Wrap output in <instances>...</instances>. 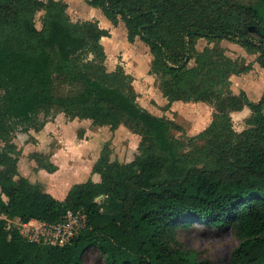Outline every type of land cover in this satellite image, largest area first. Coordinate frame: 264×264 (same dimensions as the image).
Segmentation results:
<instances>
[{"label": "trees", "instance_id": "16d2710c", "mask_svg": "<svg viewBox=\"0 0 264 264\" xmlns=\"http://www.w3.org/2000/svg\"><path fill=\"white\" fill-rule=\"evenodd\" d=\"M84 1L114 27L122 21L129 44L137 39L149 48V73L158 77L168 104H208L212 120L190 139L201 142L197 152H183L182 141L171 134L180 127L142 108L115 84L126 74L79 62L84 52L105 57L100 40L109 32L97 21H70L60 0H0L4 138L9 122L38 131L45 123L36 124L35 117L52 111L110 130L123 125L141 137L138 154L125 164L111 161L104 146L91 170L100 181L74 184L63 200L18 173L14 145L0 147V213L54 223L68 211H82L87 219L86 228L62 247L29 243L0 219V264H85L84 253L93 247L104 264H207L177 241L178 229L193 223L234 232L238 245L227 264H264V91L257 102L243 91L233 93L230 78L251 65L238 67L218 48L196 49L199 39L228 40L257 52L264 67V0ZM38 10L45 11L41 30L33 24ZM54 74L67 75L82 90L56 97ZM244 108L250 110L249 128L236 132L231 114ZM77 135L82 138V131ZM29 157L49 173L57 170L41 153Z\"/></svg>", "mask_w": 264, "mask_h": 264}, {"label": "rangeland", "instance_id": "374dc122", "mask_svg": "<svg viewBox=\"0 0 264 264\" xmlns=\"http://www.w3.org/2000/svg\"><path fill=\"white\" fill-rule=\"evenodd\" d=\"M42 1L48 3L50 0ZM60 1L66 3V14L70 21L74 23L97 21L100 28L109 32L107 38L100 40L105 53L104 59H98L92 53L84 52L80 54L79 62L94 61L107 73L120 69L128 76V79L125 78L120 81L117 78L115 84L132 96L142 108L155 116L176 123L180 130H172V136L182 141L183 152L196 153L197 151L193 152L195 145H201V142L190 141V139L210 124L214 109L205 103L199 104L200 106L188 105L183 102L177 106H173L172 103L167 104L159 90L158 77L149 73L152 61L149 48L137 39L133 44H129L122 21H119L116 27L110 23L106 24V19L101 10L89 6L84 0ZM254 2L256 0H229L232 5ZM44 17V10L36 11L33 16V24L36 29L41 30ZM204 48L220 49L226 57L239 63L238 67L240 68L248 64L251 65L249 72L230 78L231 90L235 94L244 91L248 98L252 97L256 98V101L258 100L259 94L262 90L264 91V67L257 63V52L248 51L228 40H197L196 49L200 52ZM193 65L194 62L192 61L190 66ZM81 90V84L73 82L67 75H53V93L56 97L72 96ZM0 95H2L1 91ZM249 116L250 114L247 116L246 112L231 114L233 129L240 132L249 128L246 122ZM35 121L36 124L44 122L45 125L36 131L25 124L9 122L6 127L8 137L4 138L3 134L0 133V147L6 146V143L16 147L17 154L15 157L18 173L26 177L32 184L40 181L51 188L60 177L69 173L68 167L75 165L80 168L82 174L77 176L75 173L74 175L77 176L73 178L75 181L66 184L64 190L68 187L70 189L74 184L84 182L87 179L93 180L92 166L106 145L110 149L111 161L125 164L132 161L138 154L141 137L123 125L115 130H110L107 126H93L90 120H70L65 113L58 111H52L47 118L40 112L35 117ZM78 131H82V138L78 137ZM34 152L46 156L57 167L55 172L58 171V173L54 176H48L47 173L49 172L40 168L34 160L30 159L29 156ZM39 170L45 172L39 173ZM13 178L17 180V176H13ZM44 191L47 192L46 189ZM97 201L102 203V197L97 198ZM3 218L8 219L11 228L13 225L18 226L19 220L17 218L10 219L0 213V219ZM177 241L183 251L196 256L198 261H206L207 264H227L238 245V239L230 228L210 230L198 223H193L188 229H178ZM84 263L104 264V260L99 250L93 247L85 251Z\"/></svg>", "mask_w": 264, "mask_h": 264}, {"label": "built area", "instance_id": "2783aa9c", "mask_svg": "<svg viewBox=\"0 0 264 264\" xmlns=\"http://www.w3.org/2000/svg\"><path fill=\"white\" fill-rule=\"evenodd\" d=\"M19 221L16 228L20 236L27 242L53 247H62L71 242L83 229L86 228L87 219L82 211L76 213L68 211L59 222L49 223L40 220ZM6 229L10 230L11 224L8 219Z\"/></svg>", "mask_w": 264, "mask_h": 264}, {"label": "crops", "instance_id": "0c3cea01", "mask_svg": "<svg viewBox=\"0 0 264 264\" xmlns=\"http://www.w3.org/2000/svg\"><path fill=\"white\" fill-rule=\"evenodd\" d=\"M106 19V18H105ZM106 24H108V23H110L107 19H106ZM101 23H102V21H101ZM111 24V23H110ZM102 38H107V37H102ZM101 38V39H102ZM147 65V64H146ZM147 68H148V66H147ZM133 77H134V74H133ZM134 83H136V81H134ZM233 92V91H232ZM244 92V91H243ZM240 93V92H239ZM238 93V94H239ZM262 94H263V90L261 91V93L259 94V97H258V100L261 98V96H262ZM164 100H165V102L168 104V101H167V99L166 98H164V97H162ZM249 100L250 101H252V102H257L256 101V98H252V97H249ZM181 102H172V104H174L173 106H177L178 104H180ZM186 104H196V105H198V106H200L199 104H201V103H186ZM243 112H246V114H247V116L250 114V110L248 109V108H244L242 111H240V112H234V113H232V115L233 114H240V113H243ZM69 168V173H67V174H65V175H63L62 177H60L59 178V180H58V182H55L54 183V185L53 186H51V188H49L48 187V185H45V184H43V183H41L40 181H36V182H34L33 184L34 185H40L41 186V188H42V190H45L46 189V191L49 193V194H51L54 198H56V199H58V200H63L64 198H65V196H66V194H67V192H68V189H69V187H68V189H66V190H64L65 189V186H66V184H69V183H71V181H75L73 178H76L77 176H79L80 174H82V173H80L81 172V170H80V168L79 167H77L76 165L75 166H72V167H68ZM77 171V172H76ZM41 172H45L44 170H39V173H41ZM58 173V171L57 172H55V173H52V174H49V173H47L48 174V176H54L55 174H57ZM77 174V176L76 175H74V174ZM74 176V177H73ZM76 176V177H75ZM94 177H93V181L94 182H98V181H100V178H99V175H97V174H94L93 175ZM73 179V180H72ZM50 190H52V191H50Z\"/></svg>", "mask_w": 264, "mask_h": 264}, {"label": "water", "instance_id": "95a60500", "mask_svg": "<svg viewBox=\"0 0 264 264\" xmlns=\"http://www.w3.org/2000/svg\"><path fill=\"white\" fill-rule=\"evenodd\" d=\"M98 198H101V196H100V197H98Z\"/></svg>", "mask_w": 264, "mask_h": 264}]
</instances>
